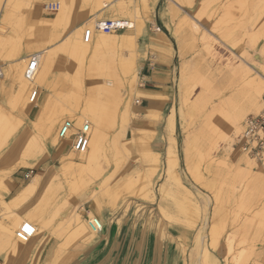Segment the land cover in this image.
Segmentation results:
<instances>
[{
  "label": "rangeland",
  "instance_id": "374dc122",
  "mask_svg": "<svg viewBox=\"0 0 264 264\" xmlns=\"http://www.w3.org/2000/svg\"><path fill=\"white\" fill-rule=\"evenodd\" d=\"M104 1L56 0L57 7L50 9L45 7L49 0H0V104L10 113L13 100L18 97L28 102L30 88L41 89L37 82L24 84L28 58L36 56L45 62H40L36 74L53 95L46 92L44 100L51 96L63 108L52 124L34 136L37 167L23 168L28 182L35 173L40 175V182L26 199L17 200L22 187L9 214L0 203L1 217L13 220V225L0 222L1 233L17 240L13 255L28 244L15 236L25 222L36 228L32 237L48 231L62 239L64 247L82 234H99L87 223L89 214L97 215L93 205L88 216L81 217L79 211L84 201H95L100 211L110 215L148 223L149 227L176 225L189 230L190 239L177 243L183 264H264V162L239 152L235 143L240 132L233 126L235 118L242 125L263 106L264 0H162L155 10L152 0H110L111 10L119 19L137 17L143 30L144 23L157 20L162 25L159 30L172 43L176 57L175 111L169 115L173 114L175 123L169 133L168 115L165 155L152 151L147 133L135 131L131 125L140 104L136 103L140 100L136 92L141 84L139 76L132 87L119 81V61L136 57V40L145 30L135 36L132 45H103L78 35L80 26L93 15L78 27L68 26L82 7L91 4L100 9ZM104 14L92 21L105 19ZM153 30L158 33L155 27ZM125 32L132 35L129 30L109 34ZM53 43L56 45L47 47ZM22 52L28 57L17 60ZM255 83H262L261 95L250 105L248 97L256 90ZM103 85L111 86L113 92H105ZM39 90L36 102H43ZM87 105L103 110L104 135L97 158L88 166L68 142L64 157L71 160L54 150L64 143L57 137L61 121L73 114L70 118L80 126L83 122L78 120V113ZM13 111L15 114L17 109ZM39 111L36 108L30 121L15 115L16 131L7 139L0 137L3 201L13 196L6 195L10 176L21 168L10 171L24 156L20 145L30 142L32 121ZM91 121L94 130L96 125ZM13 149L16 153L12 155ZM66 160L76 163L69 165ZM146 186L152 190L149 196L145 195ZM73 212L79 214L83 227L63 226ZM175 218L184 220L186 226Z\"/></svg>",
  "mask_w": 264,
  "mask_h": 264
},
{
  "label": "crops",
  "instance_id": "0c3cea01",
  "mask_svg": "<svg viewBox=\"0 0 264 264\" xmlns=\"http://www.w3.org/2000/svg\"><path fill=\"white\" fill-rule=\"evenodd\" d=\"M55 1L49 0L48 3H56ZM161 1L157 0L152 10L158 9ZM100 10L91 4L82 7L79 16L68 26L78 27L80 23ZM157 26L162 27L157 20L144 23L145 32L136 40V62L141 82L136 92L140 95V104L135 109L131 125L135 131L147 133L152 151L165 155L167 146L165 121L172 109L175 111L176 57L172 52L173 47L169 38L162 37L153 30ZM55 45L56 43H53L47 47L51 48ZM27 55L26 52H22L17 60L28 57ZM39 91L44 101L46 92L42 88ZM35 113L36 108L33 107L25 119L30 121ZM36 171L38 172L39 169ZM25 173L23 167L11 173V186L6 195L13 194V196L8 200L16 196L22 187L25 188L28 183ZM41 187L40 185L37 188L35 195H38ZM92 205L95 207L93 203L89 204L86 201L81 203L79 207L81 217L88 214ZM95 210L104 218L101 231H96L99 234H82L65 247H61L62 239L51 236L46 231L32 237L25 247L13 255L12 249L17 244L16 238L2 234L0 231L1 264H32V260L33 264H183L177 243L179 239H190L192 234L189 230L176 225L149 227L148 223L110 215L98 210L97 207ZM0 222L13 225V220L1 217V210ZM58 248L65 252L62 253Z\"/></svg>",
  "mask_w": 264,
  "mask_h": 264
},
{
  "label": "bare ground",
  "instance_id": "6f19581e",
  "mask_svg": "<svg viewBox=\"0 0 264 264\" xmlns=\"http://www.w3.org/2000/svg\"><path fill=\"white\" fill-rule=\"evenodd\" d=\"M105 1L103 3L102 7L100 6L101 4H99V6L101 7L100 8L101 10L98 11V12H96V13H94L93 14V17L88 22H86V24L80 26V28H79L80 30H78L79 31L78 32V35L79 36L85 35V36L91 37L93 39V41H95L97 43H100V44H103V45H125L126 43H131V45H132V42L135 41V36L141 35V32L144 31L142 29L143 28L142 27V23L138 20L137 17H127V18H124L128 22V24L130 25V29H128V30L132 33V35L131 34H126V32L123 33V34H120V35L103 33V32L98 31V30H96V31H98V33L95 32V30H94L95 28L92 26L93 22H95V21H92V20H94L95 18H98L99 15H101L102 13L103 14L105 13L104 14L105 19H108V18H111V19H119V16L115 14L116 12H114V11L111 10V1L109 0L110 1L109 3L108 2H105ZM156 1L157 0H152L151 4L154 6L155 3H156ZM113 10H114V8H113ZM101 19H99V20H101ZM186 25H187V23H186ZM189 25L190 24L188 23V26ZM158 34L160 36H162V37H166L165 34L162 31H160V30H158ZM153 35H155V34H153ZM179 48L181 49L180 45H179ZM37 59H38V66H39L40 62L43 61V57H37ZM119 62L121 64V65H119L120 66L119 81H121V83H123V84L126 83V82H129L131 84V87H132L133 84L135 83V80H136L137 76H138V65H137V62H136V57H134V58L133 57L132 58H127V60L121 59ZM245 80H247V79H245ZM28 81H30V80H27L25 78L24 84L26 85ZM253 81L254 80H252V82ZM30 82L31 83H36L37 82V84H38V86L40 88L44 89L45 92H47V93L50 92V95L53 96L52 95V91H51L50 87L48 86V84L45 81H43L42 78H40L37 74H35V76L33 77V79ZM108 82H110V81H108ZM262 86H263L262 83H259V85L255 86L256 87V90H253V92L254 91L255 92L254 93L253 92L252 93L250 92V95L248 94L249 97L247 95L248 100L250 102V105H251L252 102H254L261 95ZM102 89L105 92H108V93L113 92V89L111 88V86L103 85L102 86ZM251 90H252V87H251ZM51 96L49 98L47 97V99H45L43 102H41V100H39V101L36 102L37 97H36V100L34 102H30L29 101V95H28L27 98H28V102L29 103L26 102V101H23V100L22 101L17 100L18 99V97H17L16 100H13L12 107H11L12 111L14 109H17V111L15 112V114L13 113L14 111L13 112L11 111L10 113L6 112L5 109L3 108V106L0 104V137L1 136H4L5 139H7L8 137H10V135L13 134L16 131V129L18 128V122L15 119V115L19 116L20 119L23 120L28 115V113L31 112V109L33 107L34 108H38V107L40 108V111L37 114L36 119L34 121H32V126H31V129H30V134H31L30 142H26V143L21 144V145L19 144L20 146L23 147L22 149L24 150L25 153L24 154L22 153V154L24 156L22 157V159L19 160V162H17L18 160L16 159V162L17 163L15 162L16 165H14V168L12 167L10 173L12 172V170H15V169L21 168V167H23V168L24 167L25 168H35V167H37V162L39 160V153H38V151L36 150V148L34 146V141H33L34 138H35L34 136L36 134H38V133H41L42 130H44L46 127H48L50 124H52L53 123V117L55 116V114L59 110H62L63 109L62 107H60L59 105L56 104L55 100H53L51 98ZM257 100H256V102H257ZM252 104H254V103H252ZM126 112L127 111H124V115L125 116H128ZM150 112H148V113H150ZM240 114H241V112H240ZM71 116H73V114L70 115V117ZM147 116H148V114H147ZM243 116H245V115H243ZM158 117H159V115H158ZM77 118H78L79 121H82V122H89V120L91 119L93 121V123L96 125V129L91 130V132H90V137L91 138H90V141H89V148H88V150L85 153H83V154H79L81 156V159L80 160H82V162H83L82 164L88 166L93 161H95V159L97 158V154L99 153V151H100V149L102 147V142L104 141L103 140L104 135H103V132H102V129H101L102 128V121H103V110L101 108H98V107H94V106L87 105V106H85V107H83L81 109V111L78 113V117ZM70 119H72V118H70ZM174 123H175V118H174L173 114H171V115H169V117H168V119L166 121V129H167V131L169 133H172L174 131ZM75 125H76V123H75ZM233 126L235 127V129H236L237 132H240V134L242 133L241 132L242 125L240 124V121L238 119L236 120V118H235V121H233ZM61 141H64V143L62 145H56L55 148H54V150H55L56 153H58V154H60V155H62L64 157V154L66 153L65 151H66V148H67V146L65 147V144L68 141L67 140H61ZM53 142L55 144L58 143V140H57L56 137L54 138V141ZM19 145L17 144L16 148H18ZM44 146H45V144L42 142V150L45 149ZM15 150L16 149H13L12 150V155L14 153H16ZM20 154H21V152H20ZM158 156L156 154V157H158ZM65 159H70V158H65ZM66 161H68V160H66ZM74 163H76V162L68 161V164L69 165L70 164H74ZM260 170H262V169H260ZM248 173L249 172L247 171V174ZM250 174L251 173L248 174V177L251 176ZM253 177H254V175H253ZM40 180H41V177H40V175L38 173H35L34 175H32L30 181L25 186L24 190L20 193V196L17 198V200L18 199H26L27 196H28V193L29 192H32L36 188V186L38 185V183L40 182ZM176 183H177V185L180 188H182L184 191L187 192V188L179 180H176ZM177 185H176V187H177ZM159 191H161V187L159 188ZM6 192H7V190H6ZM151 193H152L151 188L149 186H146L145 187V195L146 196H149ZM189 194H191V193H189ZM189 194H187V195H189ZM14 199H15V197L12 198V199H10V200H8V201L7 200L6 201L5 200L3 201L2 199H0V203L7 210V214H9V212L12 209V207L14 205H16V201L17 200L16 199L14 200ZM94 205H96V207H97L98 210H101L100 207H99V205H98V203H96L95 201H94ZM89 216H90V219H92L94 217H97L98 219L101 220V222H104V218L100 214H98V212H97V215L89 214ZM81 220H80L79 214L77 212H73L72 215H71V217L68 220L63 221V226L64 225L67 226V225H70V224H74L77 228H81V227H83V224H82ZM178 222L179 223H182V224H184L186 226V223H185L184 220H181V221H178ZM213 243H215V244H212V247L215 248L216 247V244H217L216 243V239H215V242H213ZM61 247H64V246L61 245ZM58 249H60V248H58ZM58 249L56 251H58ZM60 251H62V253L65 252V250L63 252V250H61V249H60ZM56 254H55V256H56ZM206 254L212 256L211 252H209L208 250L206 251ZM55 256H53V258ZM5 264H8V263H5Z\"/></svg>",
  "mask_w": 264,
  "mask_h": 264
},
{
  "label": "built area",
  "instance_id": "2783aa9c",
  "mask_svg": "<svg viewBox=\"0 0 264 264\" xmlns=\"http://www.w3.org/2000/svg\"><path fill=\"white\" fill-rule=\"evenodd\" d=\"M46 8L55 9L56 3L45 4ZM94 28L103 33H116L130 29V25L125 19H97L94 22ZM159 30L160 27H156ZM38 69V59L36 56H31L24 70V77L27 80H32ZM1 75V71H0ZM29 101L34 102L38 95V88L31 87L29 90ZM136 103H140L136 100ZM262 109L256 115L247 116L242 123V133L237 138L238 150L245 157L256 162H264V95L262 97ZM91 126L89 122H83L80 126H76L73 119L65 118L61 121L57 129V137L60 140H67L70 149L76 153L83 154L89 148ZM88 227L91 231H101L102 222L97 217L88 219ZM30 228L31 231H25V228ZM36 233V228L29 222L23 223L15 232L17 239L23 242H28ZM1 264V262H0Z\"/></svg>",
  "mask_w": 264,
  "mask_h": 264
},
{
  "label": "snow or ice",
  "instance_id": "6c2138e0",
  "mask_svg": "<svg viewBox=\"0 0 264 264\" xmlns=\"http://www.w3.org/2000/svg\"><path fill=\"white\" fill-rule=\"evenodd\" d=\"M25 231H31V229L26 227V228H25Z\"/></svg>",
  "mask_w": 264,
  "mask_h": 264
}]
</instances>
